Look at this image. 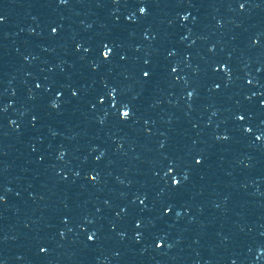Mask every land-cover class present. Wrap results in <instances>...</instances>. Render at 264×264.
Returning a JSON list of instances; mask_svg holds the SVG:
<instances>
[{
	"label": "snow or ice",
	"instance_id": "snow-or-ice-1",
	"mask_svg": "<svg viewBox=\"0 0 264 264\" xmlns=\"http://www.w3.org/2000/svg\"><path fill=\"white\" fill-rule=\"evenodd\" d=\"M141 11L143 12L144 9H141ZM108 54H109V52H108V51H105L104 55L107 56ZM145 75H147V73H146ZM128 115H129V112H127V111H124V112H123V116H124V117H127Z\"/></svg>",
	"mask_w": 264,
	"mask_h": 264
}]
</instances>
